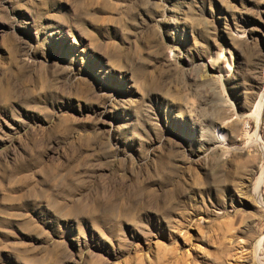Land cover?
<instances>
[{
    "label": "rangeland",
    "instance_id": "obj_1",
    "mask_svg": "<svg viewBox=\"0 0 264 264\" xmlns=\"http://www.w3.org/2000/svg\"><path fill=\"white\" fill-rule=\"evenodd\" d=\"M0 264H264V0H0Z\"/></svg>",
    "mask_w": 264,
    "mask_h": 264
},
{
    "label": "bare ground",
    "instance_id": "obj_2",
    "mask_svg": "<svg viewBox=\"0 0 264 264\" xmlns=\"http://www.w3.org/2000/svg\"><path fill=\"white\" fill-rule=\"evenodd\" d=\"M260 104V103H259ZM262 104V103H261ZM259 107H260V105H259ZM219 135L220 136H222V137H224V134L223 133H219Z\"/></svg>",
    "mask_w": 264,
    "mask_h": 264
}]
</instances>
